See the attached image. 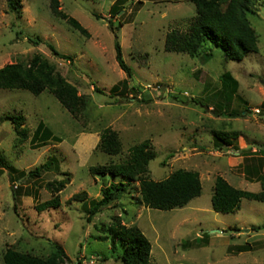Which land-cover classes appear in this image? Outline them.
Listing matches in <instances>:
<instances>
[{
  "label": "rangeland",
  "instance_id": "rangeland-1",
  "mask_svg": "<svg viewBox=\"0 0 264 264\" xmlns=\"http://www.w3.org/2000/svg\"><path fill=\"white\" fill-rule=\"evenodd\" d=\"M50 1L21 0V10L14 12L9 0H0V68L42 55L86 102L74 116L48 91L35 95L0 89V156L5 158L0 161V264L8 247L48 256L53 242L66 250L63 264H123L116 258L121 247L115 252L110 236L97 238L109 235L115 218L137 225L150 239V264H264V228L257 229L264 225V201L243 199L240 209L228 213L212 204L219 175L237 188L261 190L246 169L264 173V153L258 147L264 145V0L248 16L259 50L243 60L228 59L216 46L194 58L165 49L173 28L189 29L196 15L190 0H60L61 9L88 36L55 18ZM115 7L123 9L115 13ZM116 39L132 78L116 59ZM50 45L69 58L56 55ZM226 72L237 80L229 90L221 80ZM14 116L24 117L19 128ZM41 123L52 133L45 144L33 140ZM107 127L119 134L117 155L98 148ZM18 130L26 131V139L21 141ZM234 132L238 135L230 136L231 146L219 139L221 133ZM145 142L157 154L150 162V178L163 180L181 168L195 170L202 194L185 207L159 210L146 207L137 190L88 222L86 205L120 180L93 175L90 167L122 163ZM50 158H57L56 168L16 179ZM63 180L61 190L49 188L50 182ZM82 191L87 192L85 200L70 199ZM56 196L59 207L36 208Z\"/></svg>",
  "mask_w": 264,
  "mask_h": 264
},
{
  "label": "trees",
  "instance_id": "trees-1",
  "mask_svg": "<svg viewBox=\"0 0 264 264\" xmlns=\"http://www.w3.org/2000/svg\"><path fill=\"white\" fill-rule=\"evenodd\" d=\"M196 6V15L189 25V29L184 31L180 28H173L166 36L165 49L167 51L186 52L191 57H198L201 53H206L211 46H216L225 52L228 59L243 60L250 52H258V36L250 19L251 12L256 3L260 0H190ZM9 7L12 11L19 12L22 8L21 0H9ZM50 8L55 18L65 19L73 29L88 36L89 31L80 22L69 16L61 9L60 0H51ZM123 7H115V13L121 11ZM119 25L123 22L119 20ZM40 41V38L34 40ZM53 52L62 58L69 56L59 52L53 45H50ZM116 59L119 66L132 78V69L125 61L122 46L118 39L115 41ZM224 89H231L237 80L229 72L221 76ZM125 88L128 81L123 82ZM234 86V87H235ZM114 86L113 89H117ZM132 90L137 96V87L132 84ZM0 89H22L38 95L43 91L52 93L61 104L74 116L82 109L86 102L85 97L78 94V88L69 82L57 70L53 63L42 55L36 54L29 63H11L0 68ZM139 91V89H138ZM145 101V100H142ZM19 128L24 120L23 116L12 117ZM22 136L21 141L26 139L25 130H18ZM237 133H221L219 139H223L226 146L232 145L230 136L237 137ZM52 139L50 130L41 123L35 132L33 140L41 141V144ZM53 139H57L53 137ZM122 147L119 134L110 127H107L101 134L98 148L109 155H117ZM218 149H221L219 147ZM264 153L263 149H260ZM246 153H251L252 149H245ZM156 151L150 142H145L135 146L132 157L122 163L91 166L93 175L113 176L119 178L118 182H112L101 190L102 198L94 199L89 206L86 205L87 220L92 222L94 217L101 210L110 205L115 200H120L133 192L139 193L140 201L149 208L159 210H171L182 208L188 205L194 198L200 196L203 191V184L200 173L195 170L178 169L163 180H154L149 177L150 162L156 157ZM0 161L4 163L5 158L0 156ZM57 158H50L36 170L29 173L20 172L17 180L26 177H39L47 171L56 168ZM257 169H246L249 179L257 177L261 183V190L257 192L240 189L229 183L223 176H217L214 184L212 204L218 212H234L240 209L243 199L264 201V173ZM13 179V178H12ZM138 181V186L135 183ZM50 182L49 188L59 191L65 187L66 181ZM17 193L22 195L20 188ZM87 197V192L82 191L74 194L70 199L82 201ZM61 205L59 196L44 201L36 206L39 211L48 208H56ZM263 226L257 227L262 229ZM109 235L98 236L97 238L106 241L111 237L113 251L116 258L123 264H150L152 243L146 234L137 225L127 226L119 218H115L108 228ZM247 249L242 247V250ZM68 259L64 247L56 242L52 244L51 253L48 256L37 255L30 251H22L15 247H8L1 260L3 264H63Z\"/></svg>",
  "mask_w": 264,
  "mask_h": 264
},
{
  "label": "water",
  "instance_id": "water-1",
  "mask_svg": "<svg viewBox=\"0 0 264 264\" xmlns=\"http://www.w3.org/2000/svg\"><path fill=\"white\" fill-rule=\"evenodd\" d=\"M253 145H249L248 148L252 147ZM259 148L264 149V145H258Z\"/></svg>",
  "mask_w": 264,
  "mask_h": 264
}]
</instances>
